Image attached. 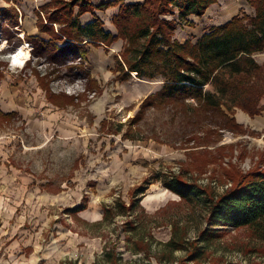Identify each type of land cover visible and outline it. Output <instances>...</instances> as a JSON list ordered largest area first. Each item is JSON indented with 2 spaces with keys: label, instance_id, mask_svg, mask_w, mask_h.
<instances>
[{
  "label": "rangeland",
  "instance_id": "374dc122",
  "mask_svg": "<svg viewBox=\"0 0 264 264\" xmlns=\"http://www.w3.org/2000/svg\"><path fill=\"white\" fill-rule=\"evenodd\" d=\"M19 2L0 0V9ZM106 10L81 24L99 18L110 32ZM26 34L0 13V264H264V243L247 228L198 241L206 206L164 185L176 175L219 196L232 187L225 169L246 173L264 158V132L205 136L194 115L143 105L163 82L121 77V39L89 43L81 59L33 51Z\"/></svg>",
  "mask_w": 264,
  "mask_h": 264
},
{
  "label": "trees",
  "instance_id": "16d2710c",
  "mask_svg": "<svg viewBox=\"0 0 264 264\" xmlns=\"http://www.w3.org/2000/svg\"><path fill=\"white\" fill-rule=\"evenodd\" d=\"M218 1L144 0L125 3L124 0H115L95 5L92 0H53L40 8L47 14L45 20L40 11L36 13L39 32L50 35V41L28 34L25 39L36 42L33 51L38 48L51 49L56 53L73 52L81 55V59L86 58L87 44L103 43L111 47L121 39L126 43L122 61L118 60L121 77L127 79L135 74L150 81L161 78L163 82L162 88L150 95L143 105L194 115V126L206 131L205 136L215 135L219 130L242 136L248 129L235 118L237 109L251 116L259 115L263 110L260 103L264 97V64H260L254 55L264 52V0H246L255 10L254 16L245 13L235 16L229 22L212 28L196 42L191 39L181 42L175 36L182 25L193 26L189 17L203 18ZM113 6L119 7L113 17L116 35L103 29L104 23L99 18L86 26L81 24L84 14L95 15L96 10ZM0 13L2 19L12 20L15 27L19 26L16 9L4 8ZM65 40L68 43L58 45ZM189 100L194 101L196 107L190 106ZM192 141L196 143L197 139L194 137ZM219 148L223 149V146ZM218 159L213 157L209 162ZM263 160L261 158L246 173L234 166L233 171L225 169V177L232 187L219 196L207 192L201 185L182 181L180 176L174 175L165 181L166 189L176 193L180 199L201 201L206 206L209 228L198 241L213 240L221 227H232L247 228L264 243ZM145 191L144 188L140 193ZM168 245H175L174 241ZM174 248L180 249V246ZM197 258L198 253H192L189 261Z\"/></svg>",
  "mask_w": 264,
  "mask_h": 264
},
{
  "label": "crops",
  "instance_id": "0c3cea01",
  "mask_svg": "<svg viewBox=\"0 0 264 264\" xmlns=\"http://www.w3.org/2000/svg\"><path fill=\"white\" fill-rule=\"evenodd\" d=\"M51 0H21L19 2V5L15 6L16 11L18 12V21L19 26L23 27L25 30V33L29 34L30 36H38L44 39H47L48 35L45 33H40L39 30L36 27L37 17L35 14L37 11H40V7L50 2ZM93 3L96 5L110 2L112 0H92ZM126 3H137L142 2L144 0H124ZM41 3V4H40ZM7 8V6H1V9ZM118 8H110L107 9L105 12L109 17H112V15L116 14L118 12ZM41 12V11H40ZM242 12L249 15L250 17L254 16L255 10L246 2V0H219L218 4L212 5L205 15L202 17L197 16H191L189 17L192 23H195L194 27H184L183 29H178L175 33L176 38L184 42L188 40L189 38L192 39L193 42H196L201 36H203L205 33H208L212 28L219 27L227 22H229L232 18L235 16L240 15ZM42 13V12H41ZM84 22L86 24L91 23V19L85 18ZM56 28L58 27L55 25ZM110 32L117 33L116 28L112 26L108 30ZM179 32H190V36L181 39L179 37ZM119 47V44H117ZM261 54L264 57V52L258 53ZM256 54V55H258ZM254 55L255 59L259 62L257 59L258 56ZM260 64H264V58H262V61L259 62ZM260 107L263 109L262 112L259 115L251 116L248 113L244 112L243 110L237 109L235 118L238 120L239 124H242L245 128L250 129L255 132H264V97L261 100Z\"/></svg>",
  "mask_w": 264,
  "mask_h": 264
}]
</instances>
